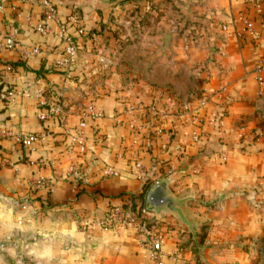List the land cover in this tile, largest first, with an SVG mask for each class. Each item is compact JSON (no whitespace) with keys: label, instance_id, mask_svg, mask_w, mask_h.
<instances>
[{"label":"crops","instance_id":"crops-1","mask_svg":"<svg viewBox=\"0 0 264 264\" xmlns=\"http://www.w3.org/2000/svg\"><path fill=\"white\" fill-rule=\"evenodd\" d=\"M53 2L58 22L44 36L35 30L45 23L38 4L0 0V43L12 26L19 30L17 49L0 50V91L42 90L46 101L57 96L64 107L61 120L48 122L39 119L38 101L24 95L0 107V130L43 136L33 150L0 142V264H156L131 231L84 229L81 221H99L129 197L144 201L164 179L182 201L180 215L156 214L152 225L166 233L163 252L177 257L164 264H264V90L255 72L264 16L246 36L238 17L249 0ZM154 2L164 14L140 31L138 10L151 14ZM75 12L88 32L101 34L94 53L92 42L85 51L81 45L62 66L56 33ZM127 12L134 28L122 49L106 29ZM69 32L76 36L74 27ZM34 48L39 55L21 58ZM221 88L226 97L201 107ZM90 108L101 117L89 116ZM84 115L89 152L78 157L67 149ZM43 160L55 167L41 169ZM107 166L119 175L102 178ZM39 176L52 190H35Z\"/></svg>","mask_w":264,"mask_h":264},{"label":"built area","instance_id":"built-area-1","mask_svg":"<svg viewBox=\"0 0 264 264\" xmlns=\"http://www.w3.org/2000/svg\"><path fill=\"white\" fill-rule=\"evenodd\" d=\"M22 2H29L38 4L42 8V16L44 24H38L35 26V30L44 36H50L53 31L51 23L58 22V15L53 0H20ZM2 9V6L0 7ZM264 16V0H249L248 7L244 12H241L238 21L242 23L244 27V35L253 36L255 34L254 19L255 17ZM69 26L75 28L76 36L69 32ZM223 31H227L228 27L224 26ZM19 30L12 26L10 31L7 32L4 43H0V50H16L18 47L17 37ZM57 36L61 39L64 49L61 53L60 64L67 66L72 63L77 56L81 44H87L97 40L95 34H90L86 27L82 25V17L78 13L72 14L66 23H61L58 28ZM39 48H34L30 51H23L20 55L23 60H29L34 56L40 54ZM256 78L264 90V54L257 60L256 63ZM26 96L38 101V106L43 110L39 114V119L42 122H48L51 120H61L64 115V107L60 102V99L55 96L50 101H46L44 92L42 90L33 91L31 88H27L23 91H17L16 89L8 88L0 91V107L9 105L18 96ZM227 91L225 88H221L213 93L207 95V99L201 102V107H205L211 100L221 99L226 97ZM188 105L184 106V109L188 110ZM89 116L94 118L101 117V112L96 111L94 108L89 109ZM87 115H84L80 120L78 126L75 128V135L73 136L70 145L68 146V153L83 157L89 152V145L86 140L87 131ZM200 125V123L198 124ZM136 131V129H135ZM197 137V136H196ZM198 138V137H197ZM14 139L20 143L23 147L33 150L38 143L43 139L36 133L27 134H15L9 129L0 130V142L3 140ZM137 142V140H135ZM56 161H41L42 168H54ZM137 174H140L143 166L140 161L136 163ZM170 169L169 172H171ZM168 172V174H169ZM74 178L80 179L81 173L78 167H74L72 170ZM118 171L107 166L102 171V178L117 177ZM47 188L52 190L53 185L50 181L39 176L34 182L35 190L40 188ZM156 213L150 211L146 207V201H138L136 198L129 197L121 205L110 206L107 210L106 216L99 220L93 221L89 217H84L81 221V226L84 229L98 226L101 230L110 232L116 235H121L126 231H131L136 239H138L146 248L150 250V257L156 264H164L165 259L176 260V255L172 253L163 252V244L166 238L164 231L153 229L152 225L157 222Z\"/></svg>","mask_w":264,"mask_h":264},{"label":"rangeland","instance_id":"rangeland-1","mask_svg":"<svg viewBox=\"0 0 264 264\" xmlns=\"http://www.w3.org/2000/svg\"><path fill=\"white\" fill-rule=\"evenodd\" d=\"M176 1L177 0H169L170 3H174ZM178 1L180 2L181 0H178ZM180 6H181V4H180ZM172 7L173 8L168 9L169 10L168 11V17L174 19V18L177 17V13H176L177 12L176 11L177 6L175 7L174 4H173ZM152 8L153 9H152V13L151 14L146 13V12L142 13L140 10H138V16L136 18H137V22L139 24V28L138 29H140V31L143 28H146L148 24L150 25L155 20H158L161 17V15L164 14V12L163 11L161 12L160 8L158 6H156L155 2L153 3ZM182 11H183V15H184V18H185V23H191L193 21L192 19L194 18L192 16L191 12L189 10H186V9H182ZM128 13L129 12H127L125 15L121 14L120 17H118L117 24H114L115 26L108 27L106 29V32L109 33V38L113 36V37H115L116 40H120L119 43L118 42L116 43V46L118 44H120L119 48H122V49H125L126 47H128L130 41H128L129 38H127V37L132 34V29L134 28V25H132L133 20H129L128 19V17H129ZM178 17H179V15H178ZM131 18H134V17L130 16V19ZM185 28H187V30H189L190 32L195 30L194 26L190 28V27H187L185 25ZM90 34H95L96 37H97V40L92 42L93 46L90 48V52L94 53L97 50V48H96L97 46H94V45H96V43L98 41V35H100L101 32H94V33H90ZM81 45L83 47V49L81 48L82 49L81 51H85V49H87V47H88V45H86V44H81ZM78 54H79V52H78ZM147 194L148 193H145V195L143 197L144 201H146Z\"/></svg>","mask_w":264,"mask_h":264},{"label":"water","instance_id":"water-1","mask_svg":"<svg viewBox=\"0 0 264 264\" xmlns=\"http://www.w3.org/2000/svg\"><path fill=\"white\" fill-rule=\"evenodd\" d=\"M172 183L171 179H164L155 184L149 191L146 198V207L156 213L173 212L180 215V205L182 201L175 200L170 196L169 185Z\"/></svg>","mask_w":264,"mask_h":264},{"label":"trees","instance_id":"trees-1","mask_svg":"<svg viewBox=\"0 0 264 264\" xmlns=\"http://www.w3.org/2000/svg\"><path fill=\"white\" fill-rule=\"evenodd\" d=\"M181 247L184 248V249L187 248V246H185V245H181ZM196 264H201V263L199 261H197Z\"/></svg>","mask_w":264,"mask_h":264}]
</instances>
